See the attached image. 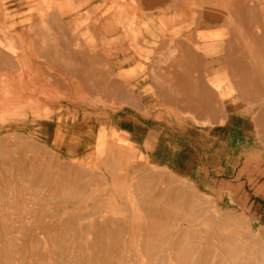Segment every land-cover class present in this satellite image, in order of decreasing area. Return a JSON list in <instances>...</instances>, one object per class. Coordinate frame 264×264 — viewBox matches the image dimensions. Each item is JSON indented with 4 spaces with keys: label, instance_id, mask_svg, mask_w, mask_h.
<instances>
[{
    "label": "crops",
    "instance_id": "crops-1",
    "mask_svg": "<svg viewBox=\"0 0 264 264\" xmlns=\"http://www.w3.org/2000/svg\"><path fill=\"white\" fill-rule=\"evenodd\" d=\"M13 137L107 184L264 194V0H0Z\"/></svg>",
    "mask_w": 264,
    "mask_h": 264
},
{
    "label": "rangeland",
    "instance_id": "rangeland-1",
    "mask_svg": "<svg viewBox=\"0 0 264 264\" xmlns=\"http://www.w3.org/2000/svg\"><path fill=\"white\" fill-rule=\"evenodd\" d=\"M121 176L92 180L1 140L0 264H264V215L248 199L218 201L163 173Z\"/></svg>",
    "mask_w": 264,
    "mask_h": 264
},
{
    "label": "water",
    "instance_id": "water-1",
    "mask_svg": "<svg viewBox=\"0 0 264 264\" xmlns=\"http://www.w3.org/2000/svg\"><path fill=\"white\" fill-rule=\"evenodd\" d=\"M256 192V193H255ZM254 194V198H250L248 199V201L246 203H250L252 202L251 204L253 205L251 208H256L257 210H260V215H264V194H261L259 193L258 191H254L253 192ZM260 195V196H259ZM256 205V207H254ZM245 206H243L244 208ZM250 208V210L248 211L247 209V212H251L253 213V210ZM251 214V213H250ZM253 215V214H251Z\"/></svg>",
    "mask_w": 264,
    "mask_h": 264
},
{
    "label": "bare ground",
    "instance_id": "bare-ground-1",
    "mask_svg": "<svg viewBox=\"0 0 264 264\" xmlns=\"http://www.w3.org/2000/svg\"><path fill=\"white\" fill-rule=\"evenodd\" d=\"M5 5H6V4H5ZM65 29H66V28H65ZM72 35H73V34H72ZM50 38H51V37H50ZM82 50H83V49H82ZM24 135H25V134H24ZM226 240H227V239H226ZM228 240H229V239H228ZM209 255H210V254H209ZM208 257H209V256H208ZM209 259H210V258H209ZM209 259H208V260H209ZM208 260H207V261H208ZM209 261H210V260H209ZM207 263H208V262H207ZM253 263H254V262H253Z\"/></svg>",
    "mask_w": 264,
    "mask_h": 264
}]
</instances>
